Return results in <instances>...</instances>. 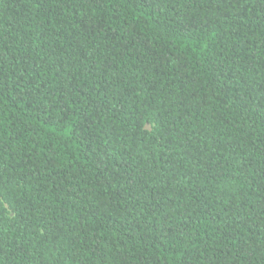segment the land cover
I'll return each mask as SVG.
<instances>
[{
    "label": "trees",
    "instance_id": "trees-1",
    "mask_svg": "<svg viewBox=\"0 0 264 264\" xmlns=\"http://www.w3.org/2000/svg\"><path fill=\"white\" fill-rule=\"evenodd\" d=\"M0 264H264V0H0Z\"/></svg>",
    "mask_w": 264,
    "mask_h": 264
}]
</instances>
